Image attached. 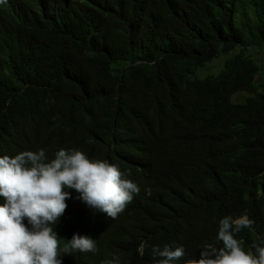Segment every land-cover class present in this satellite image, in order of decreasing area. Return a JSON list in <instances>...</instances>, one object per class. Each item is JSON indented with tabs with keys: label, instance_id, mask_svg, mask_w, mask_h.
Instances as JSON below:
<instances>
[{
	"label": "trees",
	"instance_id": "16d2710c",
	"mask_svg": "<svg viewBox=\"0 0 264 264\" xmlns=\"http://www.w3.org/2000/svg\"><path fill=\"white\" fill-rule=\"evenodd\" d=\"M250 1L241 26L238 0H55L10 25L0 13V154L16 153L10 136L20 127L46 162L61 142L142 188L116 221L86 215L81 232L99 250L85 253L89 264L156 263L152 247L175 243L190 257L222 247L225 216L264 223V91L244 45L248 27L264 46V3ZM221 52L232 54L224 68L198 79ZM146 136L176 165V184L129 165Z\"/></svg>",
	"mask_w": 264,
	"mask_h": 264
},
{
	"label": "clouds",
	"instance_id": "9594fccd",
	"mask_svg": "<svg viewBox=\"0 0 264 264\" xmlns=\"http://www.w3.org/2000/svg\"><path fill=\"white\" fill-rule=\"evenodd\" d=\"M54 2L0 0V13L10 25L15 19L28 20L37 12L44 13ZM252 45L254 42L247 46L246 56L259 67L250 49L264 46L261 41L258 46ZM195 76L201 80L215 75ZM260 85L264 91V85ZM28 135L20 127L15 129L10 142L15 144L16 153L0 154V264H89L85 253L99 250L96 240L81 232L86 215L92 211L105 213L116 221L142 188L127 178L130 172H122L107 160L90 159L58 141L52 160L46 162L44 149H26ZM140 143L144 153L132 157V169L147 181L163 178L166 185L176 184L178 170L168 155L148 136ZM146 191L151 194L150 189ZM242 229L256 236L245 240L244 232L237 239ZM217 240L222 247L206 244L190 257L179 243L153 246L152 257L159 259L151 264H264V223L255 216L245 212L237 218L225 216L219 221ZM102 264H120V260L113 256Z\"/></svg>",
	"mask_w": 264,
	"mask_h": 264
},
{
	"label": "rangeland",
	"instance_id": "374dc122",
	"mask_svg": "<svg viewBox=\"0 0 264 264\" xmlns=\"http://www.w3.org/2000/svg\"><path fill=\"white\" fill-rule=\"evenodd\" d=\"M260 3L264 0H257ZM251 1L250 0H238L237 2V13L236 17L239 19L241 16L243 18L250 17L246 16V13L249 15H253L251 12V6L248 5ZM259 9V8H258ZM249 10V11H248ZM263 11H264V5H263ZM258 17L256 19L264 21V13H258ZM238 25L241 26L240 19L236 21ZM246 33V39H245V46H248L254 42V45L252 46H258L260 43V40L257 36V29L249 30L248 27L245 29ZM230 54H226L221 52L217 58H214L211 62L206 63L202 66V69L197 72V75L201 78L206 77L208 75H217L221 69L223 68V65L227 59H229ZM250 55L253 57V59L258 63L261 71L259 72L260 77V84L264 85V71L262 68L264 67V49L261 48H252L250 49Z\"/></svg>",
	"mask_w": 264,
	"mask_h": 264
},
{
	"label": "bare ground",
	"instance_id": "6f19581e",
	"mask_svg": "<svg viewBox=\"0 0 264 264\" xmlns=\"http://www.w3.org/2000/svg\"><path fill=\"white\" fill-rule=\"evenodd\" d=\"M127 159H129V156H128V158Z\"/></svg>",
	"mask_w": 264,
	"mask_h": 264
}]
</instances>
